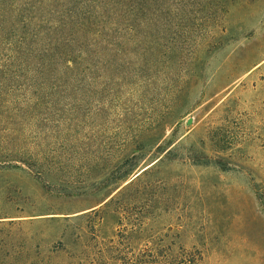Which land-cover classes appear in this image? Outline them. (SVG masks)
<instances>
[{
  "label": "rangeland",
  "instance_id": "rangeland-1",
  "mask_svg": "<svg viewBox=\"0 0 264 264\" xmlns=\"http://www.w3.org/2000/svg\"><path fill=\"white\" fill-rule=\"evenodd\" d=\"M9 42L0 264H264V0H139L28 85Z\"/></svg>",
  "mask_w": 264,
  "mask_h": 264
},
{
  "label": "trees",
  "instance_id": "trees-1",
  "mask_svg": "<svg viewBox=\"0 0 264 264\" xmlns=\"http://www.w3.org/2000/svg\"><path fill=\"white\" fill-rule=\"evenodd\" d=\"M139 0H0V40L11 42L25 84L63 73L61 62L78 63L99 47L103 29ZM93 49V51H89ZM42 85V84H41Z\"/></svg>",
  "mask_w": 264,
  "mask_h": 264
}]
</instances>
